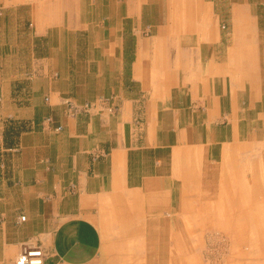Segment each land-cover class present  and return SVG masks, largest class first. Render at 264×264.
I'll list each match as a JSON object with an SVG mask.
<instances>
[{
  "label": "crops",
  "instance_id": "crops-1",
  "mask_svg": "<svg viewBox=\"0 0 264 264\" xmlns=\"http://www.w3.org/2000/svg\"><path fill=\"white\" fill-rule=\"evenodd\" d=\"M254 148L264 0H0V264H157Z\"/></svg>",
  "mask_w": 264,
  "mask_h": 264
},
{
  "label": "bare ground",
  "instance_id": "bare-ground-1",
  "mask_svg": "<svg viewBox=\"0 0 264 264\" xmlns=\"http://www.w3.org/2000/svg\"><path fill=\"white\" fill-rule=\"evenodd\" d=\"M242 143H243V141H242ZM256 151H257V149H256ZM258 153H259L258 151L255 153L254 152L253 153L252 152L247 153L248 154L247 156L250 158V160H249L250 161V171L249 172L252 175H250V177H249L250 179L247 180V182L245 180L244 184L241 183L243 185V186H241V188L238 187L237 181L242 180V179L237 177L236 181H235V187L234 188H219L218 198L213 202H209L206 204L204 203V205H207V206L203 205L202 209H199V210H201V212H198L199 213L198 217L200 218V220L198 219V220L192 221L191 219L192 218L196 219L197 215H194V213H189L190 214L189 220L192 221V223H191L192 225L187 224V226H188L187 232L189 233L190 236L193 234V231H194L190 227H194V226H198V227L204 226L205 227L208 225L209 227H211V226L217 227V228L221 227V229H223L224 232L229 236L230 242L233 245L235 243H238V242H244L243 243V244H245L244 250H241L238 253L236 252V255L238 254L240 257H238V256L232 257V259L229 260V262L231 264H259L260 261H262V263L264 264V188H262V189L260 188L261 186L259 185L258 179L255 175L257 172V169L259 168V166H258L259 162H257V160H256ZM245 156L243 155V157H245ZM238 158H236V159H238ZM233 168H234V166H233ZM240 168H241V166H240ZM262 169L264 170V167ZM233 171H234V169H233ZM242 171H243V169H242ZM201 175H203V174H201ZM231 186H232V184H231ZM208 190H209V188H208ZM208 190H207V192H208ZM243 193H245V194L248 193V195H249L248 201H250V203L247 200L246 201L243 200L244 203L240 204V202H242V199H243V198H241ZM259 193H261L262 195L259 196ZM171 206L173 207V205H171ZM230 209H231V211H228ZM216 210H217V212H216ZM127 220L130 221V218ZM189 220H188V223H189ZM199 229H201V228H199ZM138 232H139V230H138ZM139 237L141 238L142 235L141 236L139 235ZM138 245H140V243H138ZM138 249H140V248H138ZM138 249H137V251H138ZM138 255H136V256H138ZM140 255H141V252H140ZM188 257H189V260H188V262H189L192 260L193 257L191 255H189ZM143 261H144V259H143ZM194 261L192 260L191 262H194Z\"/></svg>",
  "mask_w": 264,
  "mask_h": 264
},
{
  "label": "rangeland",
  "instance_id": "rangeland-1",
  "mask_svg": "<svg viewBox=\"0 0 264 264\" xmlns=\"http://www.w3.org/2000/svg\"><path fill=\"white\" fill-rule=\"evenodd\" d=\"M256 149L258 148L252 149L251 152L252 153L257 152L258 150L256 151ZM262 168L263 165L261 166V169ZM241 171L242 168L239 170V178L244 177L242 176L244 169L242 172ZM255 175L258 179L259 185L261 186L260 188L261 189L264 188V170L262 169L260 171L258 168ZM237 185L239 188H241L242 184L240 180L237 181ZM260 195L262 194L259 193V196ZM175 196H177L175 202H176V206H178L179 205L178 203L180 201L179 194L178 195L176 194ZM193 196L196 199L199 198L198 194H194ZM248 197H249L248 193L246 194L243 193L241 197L243 199L242 202H240V204L244 203L243 200L248 201ZM248 202L250 203V201ZM200 206L201 207L203 206V201H201ZM199 209L202 208L190 209L189 213H194V215H197L196 219L193 218L191 219L192 221L198 219L200 220V218L198 217L199 214L198 212H201V210ZM176 211L180 213L182 210L178 209ZM228 211H231V209ZM188 220L189 219L186 218L184 220V223H182L180 222L181 218H178L177 215H175L174 221L176 222H174L173 224H166V223L161 224L162 222H159V224L157 225L158 228L157 264H171V263L172 264H231L229 260L232 259V257H236V256L240 257L238 254L236 255V252L238 253L239 251L244 250V246H245V244H243L244 242H238L233 245L230 242L229 236L224 232L223 229H221V227L219 228L213 226L209 227L208 225L205 226L206 228L204 226L190 227L191 229L194 230L193 234L190 236L189 233L187 232L188 231L187 224L192 225L191 224L192 221L189 220L188 223ZM162 221H164V218L162 219ZM177 221H179V223H177ZM172 237L174 239H171ZM142 244H143L142 250L148 251L149 246L144 248V242H142ZM189 255H191L193 258L195 257L194 259L192 258L193 261L195 260L194 262H191L192 260L188 262ZM146 260L145 257H142L141 264H147ZM259 264H263L262 261H260Z\"/></svg>",
  "mask_w": 264,
  "mask_h": 264
},
{
  "label": "built area",
  "instance_id": "built-area-1",
  "mask_svg": "<svg viewBox=\"0 0 264 264\" xmlns=\"http://www.w3.org/2000/svg\"><path fill=\"white\" fill-rule=\"evenodd\" d=\"M94 106V103L86 104L81 108V110L89 111ZM44 257V250L40 246L24 244L15 259V264H43Z\"/></svg>",
  "mask_w": 264,
  "mask_h": 264
}]
</instances>
